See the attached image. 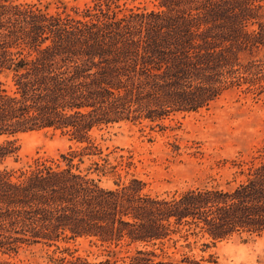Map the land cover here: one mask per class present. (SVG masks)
I'll return each mask as SVG.
<instances>
[{"label": "trees", "instance_id": "obj_1", "mask_svg": "<svg viewBox=\"0 0 264 264\" xmlns=\"http://www.w3.org/2000/svg\"><path fill=\"white\" fill-rule=\"evenodd\" d=\"M19 1L0 0V137L49 131L73 146L63 165L13 169L19 147L0 144V264L33 245L54 249L47 264H199L189 254L199 242L264 236V146L229 162L239 179L231 188L156 195L134 176L121 182L116 168L132 163L111 165L93 139L117 124L161 126L208 110L232 90L263 93L264 0H156L150 10L91 0L72 13ZM92 158L102 163L81 169ZM108 176L112 187L101 183ZM77 239L104 254L60 246Z\"/></svg>", "mask_w": 264, "mask_h": 264}, {"label": "rangeland", "instance_id": "obj_2", "mask_svg": "<svg viewBox=\"0 0 264 264\" xmlns=\"http://www.w3.org/2000/svg\"><path fill=\"white\" fill-rule=\"evenodd\" d=\"M51 12L82 10L91 0H20ZM156 0H136L135 7L154 9ZM264 54L261 48L259 56ZM7 90H13L9 79L1 78ZM93 139L102 149V158L111 165L131 162L116 168L121 182L134 176L146 183L151 194L164 195L190 188H231L235 180L230 161L249 160L258 148L264 146V92L260 95L232 90L225 93L208 110L191 114H177L161 126L143 122L121 123L93 133ZM11 141L19 147V159L7 160L6 165L18 169L31 165L36 159L51 160L63 165L60 155L73 144L68 138L52 132H30L13 137H0V144ZM85 159L81 169L89 167ZM227 161V163H224ZM96 178V174H93ZM116 177H101L105 187H112ZM202 242L189 253L199 264H264V236L244 239L235 237L214 247L203 248ZM61 248H68L74 256L100 258L103 249L88 240L77 239ZM53 248L43 245L23 247L16 255L2 256L10 264H47ZM179 253H188L178 248ZM54 256H59L56 253Z\"/></svg>", "mask_w": 264, "mask_h": 264}]
</instances>
